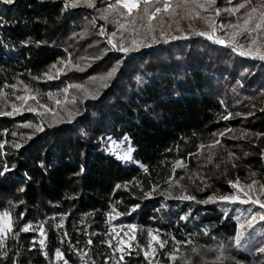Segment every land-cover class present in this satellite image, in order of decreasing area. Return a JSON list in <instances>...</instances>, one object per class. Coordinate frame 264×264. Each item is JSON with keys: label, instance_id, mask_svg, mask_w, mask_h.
I'll list each match as a JSON object with an SVG mask.
<instances>
[{"label": "trees", "instance_id": "1", "mask_svg": "<svg viewBox=\"0 0 264 264\" xmlns=\"http://www.w3.org/2000/svg\"><path fill=\"white\" fill-rule=\"evenodd\" d=\"M109 2L97 0L96 7ZM243 2L217 0L219 16L198 11L231 31L227 26L244 10L235 15L225 10ZM102 25L108 34L117 32L119 44H129L130 34L124 32L122 39L118 25L99 19L95 8L66 7L65 0H14L9 5L0 1V90L8 97H0V111H11L13 102L20 107L16 95L43 94L40 103L59 113L26 111L38 107L28 100L19 113L0 116V171L5 165L11 169L0 176V215L8 212L12 221L0 248V264H60L57 249L67 264H116L109 258L107 231L128 225H136L135 239L121 264H169L165 254L173 249L172 237L191 239L199 248L193 253V245H181L191 264H218L217 253L210 249L219 242L231 245L226 264L250 260L246 250L228 239L235 235L234 209L240 204L202 201L231 193L229 181H264V135H257L264 134V61L198 35L150 41L136 53L119 54L100 36ZM238 41L246 42L243 37ZM69 58L71 64H61ZM53 65L64 71L49 80L46 73L57 75ZM113 67L117 71L107 87H100L99 80L91 82V77L105 76ZM70 84L99 90L94 99H85L70 88L63 103L62 90ZM10 85L16 87H6ZM48 92L62 104L48 99ZM27 123L34 127H24ZM226 129L233 131L216 135ZM242 133L250 135L244 138ZM108 136L127 137L139 165L107 151ZM215 140H220L216 148L199 149ZM16 143L21 147H13ZM229 152L235 160L229 161ZM209 153L214 154L212 163L206 160ZM177 160L187 168L173 173ZM170 177H183L181 186L170 187ZM204 183L209 187L203 188ZM182 187L196 199H176ZM27 225L29 231H22ZM149 229L169 243L164 249L156 244L155 257L146 259ZM260 236L257 245L264 241Z\"/></svg>", "mask_w": 264, "mask_h": 264}, {"label": "snow or ice", "instance_id": "2", "mask_svg": "<svg viewBox=\"0 0 264 264\" xmlns=\"http://www.w3.org/2000/svg\"><path fill=\"white\" fill-rule=\"evenodd\" d=\"M6 4H12L14 3V0H3ZM66 7L76 8L78 6H84L88 8H95L96 11L99 14V19L113 23L115 25H118V30L120 31L121 38L123 39L124 32L128 31L131 32L134 35H140L143 33L145 36H151V39L153 43H158L159 40L156 37V31L157 28L160 29L159 35L161 37L165 36V25L163 22V15L166 14L168 17H170L179 27L180 21L182 19L189 18L193 11H195V16L200 17L202 19H205V21L211 25H213V31L212 32H196L195 34L201 35V36H207L208 39L214 40L218 44L227 45L233 48L234 51H239L240 55L242 56H251L253 58H257L261 61H264V43H261V37L264 36V0H260L259 3H255L254 0H244L243 3H240L236 6H234L231 9H226L225 11H228L230 14L235 15L237 13H241V10L243 9V13H241L240 19L234 23L229 24L227 26L228 29H230V38L225 39L221 38L220 36H215V27H225L224 25H215V21L212 20L211 17L208 16H201V11L207 12L209 10L213 11L216 16L220 15V9L214 8V6L217 3V0H112V2H109L106 7L104 8H97V0H65ZM111 18V19H110ZM169 28H171V24L168 25ZM182 30V29H180ZM104 26H101L100 35H105ZM111 37H115L117 35V32L114 31L111 34ZM238 37H243L247 44H241L238 41ZM172 39H178L180 37L173 36ZM166 42V41H165ZM109 43L112 44L113 48H117V44L113 42L112 39H109ZM137 41L135 39L132 40V45H136ZM137 50L134 47H127L124 46L122 43L118 47V51L123 52L125 54L129 53L130 51ZM61 64L67 66L68 64H71V58H69L68 61L64 62L62 61ZM78 70H83L79 68V65H73ZM55 70L57 75H49L45 74L46 78L56 79L58 78V75L64 71V67L57 68L56 65L52 66ZM118 67V66H117ZM117 67H113L111 71H109L105 76L101 77H91L90 80L92 83H96L98 80L100 82V87H107V80H109L117 71ZM139 77L137 80L139 81ZM23 83V82H21ZM10 88H15L16 85H10L6 86ZM76 89L81 91L84 94V98H88L91 96V98H95L96 92H98V88L93 91L89 92V89L84 84H70L66 86L62 93L65 94V101L63 103H67V96L69 89ZM24 91L26 93H30L31 90L28 88L27 85L24 86ZM39 95L43 94H37V95H16L15 100L20 101L21 105L20 107L17 106L15 102L12 103V110L11 111H0V116H12L21 111V109L24 107V105L27 104L28 100H33L37 103L38 107H27L25 110L29 112H37L39 115H43L45 113L51 112L54 116H58L59 113L55 111L53 108H49L46 103H40ZM48 99L54 100L55 104L57 106H60L62 104V101L60 99L55 98L54 94L52 92H48L46 94ZM0 97H7V94L0 90ZM76 97L73 96L71 102L74 104L76 102ZM39 109H43V111H39ZM68 116L70 118H74V113L72 110H67ZM231 114L228 116H224L223 119H229ZM59 122V121H57ZM24 127H34L32 123H27L23 125ZM37 131H43V128L40 126H35ZM233 131L232 129H226L224 132H221L219 136H224L228 132ZM15 135V133H13ZM249 133H242L241 136L246 138L249 136ZM264 135V134H257ZM241 138V137H237ZM127 137L124 138L125 142L127 141ZM112 147H108L107 150L109 152H117V149L119 145L115 141H109ZM220 144V140H215L210 145H200L199 149L207 148H216ZM4 144L0 143V148H3ZM15 148H20L21 145L19 143H16L13 145ZM133 152V149L131 147H126V150L123 152L122 155H119V158L125 161L132 160L131 153ZM190 155H196V154H190ZM213 153H209L206 156V160L208 163L213 162ZM228 159L229 161L235 160V154L229 152L228 153ZM233 167L236 165L233 164ZM216 167H220L219 164L216 165ZM182 168L186 169L187 165L181 161L177 160L175 162L173 173H175L176 169ZM146 170V169H145ZM11 171L10 168L7 167V165L4 166L3 171H0V176H4L5 173ZM83 172V168L81 169ZM255 176V173L252 174ZM183 177L180 178H173L170 177L169 183L170 187H176L181 186V181L183 180ZM188 179L193 180V177H188ZM201 181H204V177H199ZM231 187L234 189L233 192L230 194H221V195H210L208 198L202 203H216V202H224L228 204H241V205H252V206H258L259 210H254L253 207H248L241 211L240 209H234L235 212L238 214L235 216V219L237 221V228L235 230V235L233 237H229L228 239L234 242V245L236 248H243L247 246L250 243V240L255 239L257 235H264V226H261V222H264V182L257 181L255 179H252L250 183H247L245 185H241V182L239 179L235 181H229L228 182ZM119 188L120 186L117 185ZM209 185L207 183L203 184V188H207ZM201 188L200 190H203ZM24 189H20V191H23ZM186 192V189L182 187V194L178 197H175L179 200H195L196 197L188 194H184ZM146 195L150 196L151 193H147ZM167 196H171V192L166 193ZM138 207V206H136ZM134 210V209H133ZM225 215H227V210H225ZM187 217H182V219H186ZM0 221H2V224H0V248L4 247V239L5 236L9 231L12 230V221L10 219L9 213L5 212L2 216H0ZM128 228H130L133 233L136 230V225H128ZM31 228V225L25 226L22 231L27 232ZM41 235H43V231H41ZM125 235H128V233H125ZM207 235V232L205 233ZM148 236H149V242L147 249L144 250V256L146 259L154 258L157 249L153 247V242L158 243L159 249H164L165 246L169 243L168 241H160L159 237L157 235H154L153 230H148ZM131 239H135V236L133 235ZM172 240L174 241L173 249L171 252L166 253V257L170 261V264H176L178 260L181 261V264H191L190 258H187L186 255L184 257H180L177 255V253L181 250V245H193L191 248V251L193 253H198L199 248L194 245L193 240L189 239L186 241H177L175 240V237H172ZM41 247L44 246V240H40ZM111 246V241L108 242ZM122 243V242H121ZM89 244H91V241H89ZM231 247L230 244H225L224 242H219L215 248L210 249L211 251H215L217 253L216 256V262L218 264H226V261L231 258L229 255H226L228 249ZM129 248H131V245H129ZM120 252H124V248H119ZM256 252L260 255H264V246H261L256 249ZM131 252H129V255ZM7 255V253H5ZM57 258H60L62 256V253L59 249L56 250L55 253ZM82 256H86L87 253H81ZM124 259L123 255L120 257V260L122 261ZM151 264V260H150ZM236 264H242L241 261H237Z\"/></svg>", "mask_w": 264, "mask_h": 264}, {"label": "rangeland", "instance_id": "3", "mask_svg": "<svg viewBox=\"0 0 264 264\" xmlns=\"http://www.w3.org/2000/svg\"><path fill=\"white\" fill-rule=\"evenodd\" d=\"M3 4L6 5V3L3 2V0H0ZM9 5V4H7ZM66 5V3H65ZM163 15V22L165 25V33L166 35L161 37L159 35L160 29L157 28L156 31V37L159 40V42H169L170 40H175L172 39L171 37L176 36V37H180L178 39H183L184 37H191V36H197L198 34H195L196 32H200V31H204V32H212L213 31V25L207 23L205 21V19H202L200 17H196L195 13L192 12L191 16L189 18L186 19H182L180 21L179 27L177 26V24L170 18L168 17L166 14H161ZM215 21V20H214ZM171 24V28L168 27V25ZM215 25L219 26L222 25L220 21H215ZM104 26V30H105V35H100L101 37H103L108 44L111 46V48L115 51H117L119 54H125L123 52L118 51V47L120 46V44L116 41L115 37H111L110 34H108L107 32V28L106 25ZM182 29V30H180ZM101 31V28H100ZM127 33L130 34L129 36V44L127 45V47H134L137 50H133L130 51L129 53H136L140 48L144 47L148 42L152 41L151 36H145L143 33H141L140 35H134L131 32L126 31ZM215 36H220L221 38H225V39H229L230 38V31H228L227 29H225L224 27H215ZM201 36V35H198ZM204 37L206 39H208L207 36H201ZM109 39H112L114 43L117 44V48H113L112 44L109 43ZM135 39L137 41L136 45H132V40ZM210 40V39H208ZM214 43H216L214 40H210ZM240 43V42H239ZM261 43H264V36L261 37ZM218 44V43H216ZM241 44H247L246 42H241ZM222 46H227V45H223V44H219ZM230 47V46H227ZM232 48V47H230ZM233 49V48H232ZM239 53V51H237ZM128 54V53H127ZM251 59H257V58H253L251 56H248ZM115 141L117 143V145H119L117 152H110L112 153L116 158H119V155H122L123 152L126 150V147H131L133 149L132 144L130 143V140L127 139V141L125 142L124 138L121 140H117L112 136H108L105 141H104V145L106 147V150L108 147H112L113 145L110 144L109 141ZM108 151V150H107ZM132 155V160H122L124 162L127 163H134L136 165H139V163L137 161H135L134 157H133V152L131 153ZM240 180V179H239ZM257 181L260 182H264L262 180L259 179H255ZM235 181V180H234ZM241 185H245L247 183H250L251 180L247 181V180H240ZM234 189L232 188L233 192ZM230 194V193H229ZM218 196V195H217ZM239 204V203H238ZM248 207H253L254 210H259L258 206H252V205H241L240 207H237L236 209H240L241 211H243L244 209L248 208ZM5 213V212H4ZM238 213L235 212L236 216ZM3 213L0 215L2 216ZM0 224H2V221H0ZM125 233H128V235H125ZM154 235H157L159 237L160 240V236H159V232L158 231H153ZM148 234V233H147ZM134 235L133 231L130 228H125L123 226H110L108 231H107V238H106V244L107 246L110 247L111 251H110V256L109 258H111L116 264H121V260L120 257L123 255V257L125 255L128 254L130 248L129 245H131L133 239H131V237ZM260 236V235H259ZM259 236L257 235L255 237V239L250 240V243L243 247L242 249L246 250L249 254H250V260L242 262V264H264V255H260L256 252V249L264 246V241H262V243H260L259 245H257L258 241H259ZM261 237V236H260ZM147 243L144 246V250L147 249L148 246V242H149V236L147 235ZM109 241H111V246L109 245ZM161 241V240H160ZM122 242V243H121ZM156 244L158 245V243L153 242V247L155 248ZM123 247L124 248V252H120L119 248ZM178 256L180 257H184L186 255L187 258H189L188 253L186 252L185 249L181 248L180 252L177 253ZM56 261H58L60 264H67L66 261L64 260L63 256H61L60 258L56 257ZM170 264V261H169ZM179 264H181V261L179 260Z\"/></svg>", "mask_w": 264, "mask_h": 264}, {"label": "built area", "instance_id": "4", "mask_svg": "<svg viewBox=\"0 0 264 264\" xmlns=\"http://www.w3.org/2000/svg\"><path fill=\"white\" fill-rule=\"evenodd\" d=\"M6 52H7V49H6Z\"/></svg>", "mask_w": 264, "mask_h": 264}]
</instances>
